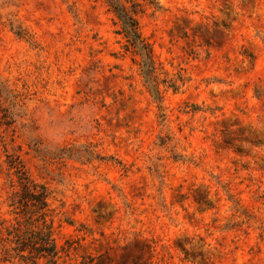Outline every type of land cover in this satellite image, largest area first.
I'll return each mask as SVG.
<instances>
[{
  "label": "rangeland",
  "instance_id": "rangeland-1",
  "mask_svg": "<svg viewBox=\"0 0 264 264\" xmlns=\"http://www.w3.org/2000/svg\"><path fill=\"white\" fill-rule=\"evenodd\" d=\"M120 1L160 102L108 0H0L1 264H25L18 161L77 246L60 264H264V0ZM92 105L90 135L42 139Z\"/></svg>",
  "mask_w": 264,
  "mask_h": 264
},
{
  "label": "trees",
  "instance_id": "trees-1",
  "mask_svg": "<svg viewBox=\"0 0 264 264\" xmlns=\"http://www.w3.org/2000/svg\"><path fill=\"white\" fill-rule=\"evenodd\" d=\"M121 24L122 33L131 48L140 57V65L146 83L154 98L160 102L161 93L154 75L155 67L152 49L148 42L141 36L138 29V20L135 12L128 9L120 0H108ZM18 181L24 189L26 196L19 201L12 200L11 205L21 203L24 206V214L27 215L24 230L15 232V246L12 247L15 256L25 264H60L61 251L68 255L71 249H76L73 241L67 240L64 246H59L53 237L52 225L47 223L46 217L50 211L48 198L50 192L45 185L37 184L29 178L27 171L20 161L12 162ZM17 195H14V198ZM9 236L10 230L7 229ZM3 240V239H2ZM10 248L5 244L0 246V264L11 256ZM78 264H94L93 257L83 258Z\"/></svg>",
  "mask_w": 264,
  "mask_h": 264
},
{
  "label": "clouds",
  "instance_id": "clouds-1",
  "mask_svg": "<svg viewBox=\"0 0 264 264\" xmlns=\"http://www.w3.org/2000/svg\"><path fill=\"white\" fill-rule=\"evenodd\" d=\"M161 4L164 3V0H159ZM6 9L3 7H0V14L5 13ZM24 113H18L14 111V118L17 119L21 133L25 136L27 140H29L31 137L25 134L24 128H25V121L23 119ZM95 120H96V109L95 106L92 105L91 108H82L79 112L78 118L76 120L74 127H61L62 122H55L52 120H49L48 124L49 127L45 134L43 135L42 139L51 142V143H57L62 145L65 138L68 135H73L77 137H87L92 133V130L95 126ZM78 134V135H77ZM77 147H81L80 145H77ZM157 157V153H153L149 157V161L155 160Z\"/></svg>",
  "mask_w": 264,
  "mask_h": 264
}]
</instances>
